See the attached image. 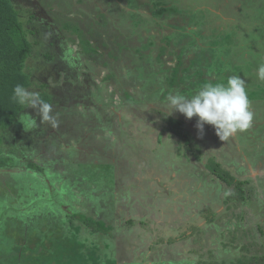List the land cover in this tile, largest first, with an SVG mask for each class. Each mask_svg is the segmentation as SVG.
<instances>
[{
  "label": "rangeland",
  "instance_id": "rangeland-1",
  "mask_svg": "<svg viewBox=\"0 0 264 264\" xmlns=\"http://www.w3.org/2000/svg\"><path fill=\"white\" fill-rule=\"evenodd\" d=\"M14 2L32 32V92L51 99L59 124L29 106L1 131L0 264H240V240L264 243V82L243 79L252 125L228 141L167 103L235 74L220 71L229 51H213L217 24L199 30L176 7L154 19L151 0ZM165 114L184 123L201 161L165 129ZM208 159L250 181L242 208L225 201L230 188Z\"/></svg>",
  "mask_w": 264,
  "mask_h": 264
},
{
  "label": "trees",
  "instance_id": "trees-1",
  "mask_svg": "<svg viewBox=\"0 0 264 264\" xmlns=\"http://www.w3.org/2000/svg\"><path fill=\"white\" fill-rule=\"evenodd\" d=\"M151 1L154 19L173 12L172 10L176 7L190 11L191 22L197 23L199 30L205 29L207 22L217 24L218 29L213 41L219 42L220 40L221 42L213 46V51H215L216 56L218 53L222 55L229 51L227 61L222 65L223 67H220V71L225 73L230 70L245 81L254 79V77L257 78V68L260 64H264V0H178L173 6H167V0ZM210 2L214 4L221 2L222 5L229 2V5L221 11L222 16L213 11L214 8L218 7L217 5H214L213 9L209 8ZM20 12L14 0H0V139L1 131L11 127L26 108L12 99L14 87L21 85L29 91H32V87H34L33 73L28 71L29 68L26 66L27 60L32 57L34 52L32 41L28 37L29 33L32 34V32L27 28L28 24L25 23L28 22L23 20ZM226 40L231 41L230 45H227ZM234 52H237L238 56ZM42 56L47 57L45 54ZM51 58L49 56L46 61H50ZM42 69L47 71L44 67ZM175 78L177 75L173 73L172 78L168 80L170 86L171 83H175ZM39 96L42 100L50 103L51 99L46 94L43 93ZM161 120L166 123L165 129L182 142L185 152L201 161L199 148L195 147L194 149L192 136L184 123L167 114L161 116ZM1 153L2 150H0ZM1 167L2 169L5 167L3 161H0V169ZM43 167L40 165L36 168L41 169ZM205 167L217 180L230 188V193L225 201H230L234 208H242L241 206L248 201L249 195L254 194L252 193L253 190H250L249 180L237 179L216 160L208 159ZM14 168L16 167H12L11 170ZM4 173L6 172L0 171V175ZM206 217L209 222L212 221L211 217ZM128 224L133 225V220H129ZM186 237V231H182L178 237L170 238L169 243H176ZM240 241L242 244L236 245L237 250L245 251L240 264H264V243ZM215 259L209 257L191 264H236L235 261H231V258L230 260L223 258L219 261ZM227 260L228 263H226Z\"/></svg>",
  "mask_w": 264,
  "mask_h": 264
},
{
  "label": "clouds",
  "instance_id": "clouds-1",
  "mask_svg": "<svg viewBox=\"0 0 264 264\" xmlns=\"http://www.w3.org/2000/svg\"><path fill=\"white\" fill-rule=\"evenodd\" d=\"M257 79L264 82V64H260ZM12 99L25 107L35 108L40 123L58 127L59 121L52 114V105L42 100L38 93L21 85L13 89ZM167 103L172 110H178L186 118L198 117L197 127L203 132L205 124L214 126L221 141H228L238 132L248 130L252 125L253 112L250 110L246 83L237 74L229 75L226 82L206 83L193 95L170 94ZM171 110V111H172ZM25 127V121L20 119ZM36 119L27 121L28 127L36 126ZM227 195V193H226Z\"/></svg>",
  "mask_w": 264,
  "mask_h": 264
},
{
  "label": "flooded vegetation",
  "instance_id": "flooded-vegetation-1",
  "mask_svg": "<svg viewBox=\"0 0 264 264\" xmlns=\"http://www.w3.org/2000/svg\"><path fill=\"white\" fill-rule=\"evenodd\" d=\"M10 128V127H9ZM3 131V130H2ZM6 131H8L7 129H6ZM3 132H5V130L3 131ZM1 145H3L2 143L0 144V150H2V153L4 152V150H3V148H2V146ZM4 146V145H3ZM3 155V154H2ZM4 156V155H3ZM6 169V168H5ZM4 169V170H5ZM10 171H11V169H10Z\"/></svg>",
  "mask_w": 264,
  "mask_h": 264
},
{
  "label": "crops",
  "instance_id": "crops-1",
  "mask_svg": "<svg viewBox=\"0 0 264 264\" xmlns=\"http://www.w3.org/2000/svg\"><path fill=\"white\" fill-rule=\"evenodd\" d=\"M34 127H35V126H34ZM36 166H38V167H39V166H40V164H39V165H36ZM36 171H38V170H36Z\"/></svg>",
  "mask_w": 264,
  "mask_h": 264
}]
</instances>
